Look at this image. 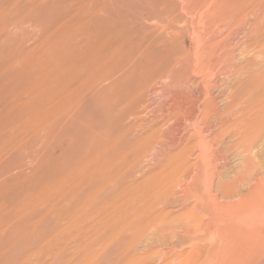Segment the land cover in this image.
Masks as SVG:
<instances>
[{"label": "rangeland", "instance_id": "obj_1", "mask_svg": "<svg viewBox=\"0 0 264 264\" xmlns=\"http://www.w3.org/2000/svg\"><path fill=\"white\" fill-rule=\"evenodd\" d=\"M66 1L43 5L41 18L40 12L31 14L30 8L22 7L27 0H13L21 7L0 0V132L4 131L0 133V264H54L55 239L52 243L46 239L59 228L58 217L65 213L70 217L72 204L82 201L90 190L100 191L93 196L100 207L105 205L101 214L86 218L90 226H96L105 216L104 233L92 235L91 240L103 242L115 216L124 222L120 240H111L103 253L105 259L95 264H178L181 259L185 264H213L214 260H205L211 251L206 255L204 248L215 243L218 250L229 224L223 222L224 230L216 229L214 220L227 217V210L224 213L216 207L217 211L215 202L238 204L241 197L253 201L260 197V208L255 205L258 213L251 211L246 220L259 234L250 239L248 262L264 264V19L255 9L264 0H95L99 11L88 23L93 10L85 5L90 0H72L68 19L53 23L55 28L63 27L53 36L55 41L51 39L54 47L48 34L21 22L30 12L39 25L48 22L50 26L49 21L68 9ZM76 26H80L79 37L81 31L88 33L92 51L73 57L76 63L68 62L85 66L81 71L87 80L76 88L79 102L69 106L66 117L58 116L44 100L33 101L29 105L33 110L16 108V101L26 97L27 86L32 85L35 92L44 87L34 83L41 75L38 70L44 74L46 65L52 67L47 77L56 78L55 60L62 49L61 45L54 50L56 40L64 33L68 38L74 35ZM27 33L30 37L25 40ZM109 53L113 54L110 60ZM104 54L108 55L105 60ZM176 57H181L180 65ZM17 58L42 61L37 64L40 68L36 65L25 71L10 65ZM87 62L91 64L88 69ZM108 72L116 73V85L104 80ZM95 81L109 86L94 88ZM54 89L53 85L51 93ZM62 181L67 191L61 194L57 187L60 194L56 193L54 188ZM76 187L85 188L76 192ZM50 192L55 208L60 201L66 202L62 209L58 207L61 214L46 202L45 209L50 211L43 210ZM228 192L234 193L232 197ZM60 195L75 201L66 199L67 203ZM109 200L118 207L111 202L117 208L106 205ZM154 216H165V227H158L163 221H150ZM199 217L204 228L211 224L212 231L202 228L199 233L198 228L185 234L178 222ZM73 240L68 239L70 245ZM199 242L204 250L200 256Z\"/></svg>", "mask_w": 264, "mask_h": 264}, {"label": "bare ground", "instance_id": "obj_2", "mask_svg": "<svg viewBox=\"0 0 264 264\" xmlns=\"http://www.w3.org/2000/svg\"><path fill=\"white\" fill-rule=\"evenodd\" d=\"M6 1V0H5ZM56 0H27V2L25 3V4H23L22 5V7L23 6H26V7H28V8H30L31 9V14L33 13V12H40L39 14H38V16H40V15H44V13H42V11H43V9L45 8V6H43V5H45V4H50V3H53V2H55ZM60 1H63V2H65V0H60ZM261 1V0H260ZM259 1V2H260ZM24 2V1H23ZM23 2H20V3H23ZM8 3V2H7ZM6 3V4H7ZM15 4V6L16 5H18L19 4V2H17V3H15V2H13V0H11V4ZM71 3H72V0H67L66 1V5H67V8L68 9H66V11L64 12V13H62V14H60V18L58 19V18H56V19H53L52 21H49V23L51 22V24H50V26H49V24H48V22H47V25L46 26H44L45 25V23H43V24H40L39 25V22L38 21H35L34 19H32L31 18V15H29V13H27V15H25L23 18H20L21 19V22L22 23H29L30 25H33V26H36V27H38V29L39 30H41V32L42 33H45V34H48V38L51 40L52 38H53V36H55L56 34H57V30L59 29V28H61L60 26H57L56 28L54 27V25H56L57 23H59L61 20H63L64 18H67L68 19V15L71 13L70 11H69V9L71 8ZM262 3V2H261ZM4 4H5V2H4ZM5 4V5H6ZM87 5H85V6H87V7H89L91 10H93V12L89 15L90 16V18L89 19H87L86 21H85V23H88V22H91L92 20H93V17H95V15H96V13L99 11L98 10V8H97V2L95 1V0H90L88 3H86ZM263 4V3H262ZM262 4H260V6H257L256 4V6H257V8H255V9H257L258 10V12H261V19L263 18L264 19V12L262 13V9H263V6L264 5H262ZM31 5H34L33 7L31 6ZM20 5H18V6H16V7H19ZM253 6V5H252ZM21 7V6H20ZM23 8H25V7H23ZM239 10V9H238ZM247 10V9H246ZM239 11H241V10H239ZM239 11H236L237 13L239 12ZM245 11V10H244ZM243 11V12H244ZM248 11V10H247ZM250 11V10H249ZM236 13V14H237ZM241 13V12H240ZM239 13V15L240 16H242L241 14ZM257 13V12H256ZM255 13V14H256ZM234 14V13H233ZM232 14V15H233ZM236 14H234V15H236ZM244 14V13H243ZM77 14H71L70 15V17L69 18H71V19H73L75 16H76ZM233 15V18H232V16H231V20L232 19H234V16ZM238 14L236 15V17L237 16H239ZM245 15V14H244ZM41 17V16H40ZM85 17V16H84ZM246 17V16H245ZM42 18V17H41ZM83 17L81 16V19H82ZM71 19H69V20H71ZM80 20V19H79ZM238 20V19H237ZM242 20V19H241ZM241 20H240V22H241ZM262 21V20H261ZM82 23L84 22V21H81ZM244 22V21H243ZM247 22V21H246ZM53 23H54V25H53ZM23 25V24H22ZM53 25V26H52ZM69 25V24H68ZM66 26V25H65ZM71 26V25H70ZM257 26V25H256ZM255 26V27H256ZM80 26H76L75 27V29H72V30H74L75 31V34L74 35H70V37L68 38V37H66L65 36V33H64V36L60 39L59 38V36H58V39L56 40V47L54 48V50H56L58 47H60L61 45H62V49L61 50H59V52H60V57L57 59V60H55V61H57V65H55V67H54V69H55V71H56V73H55V75H56V78L55 79H53V80H49V77H47L50 73H51V69H52V67L51 68H46V66H45V70H46V72L43 74V72H40L39 70H38V75L39 74H41V75H37L38 77V81L36 80L35 81V79H34V83L35 82H37L36 83V85L38 84V86H40V85H43L44 87H42V89L41 90H38L37 92H35L33 89L34 88H32V85L29 87V86H27L28 88H29V90L28 91H31L30 89H32L33 91V94H31L32 92H28L27 91V93L25 92L24 94H25V98H21V99H19L18 97V99H19V101L17 102L16 101V108H25V107H27V109H28V107H30L29 105H31V104H33L34 102L33 101H38V100H44V101H47V103H51L50 104V106H52V108L54 109V110H57L58 111V113H59V115L58 116H62V117H66V115H67V111L69 110V106L70 105H72V104H74V103H76V102H79V99H76L77 97H76V88H78V86H79V84L83 81V80H87L86 78H85V76L86 75H84V77H83V74H82V69L85 67V66H82L81 64L79 65L78 63L77 64H75V65H79L78 66V68L74 65L73 66V64L72 65H70L68 62H69V60H74V58L73 57H75L76 55L78 56V54L79 55H81V54H87V51H89V52H91L92 53V51H90L89 49V45L91 44V42H90V39H89V36H88V33L85 35L82 31H81V34H82V36H80L79 37V35H78V30H80V28H79ZM45 28V29H44ZM63 28V27H62ZM72 28H74V27H72ZM5 29V28H4ZM69 29H70V27H69ZM38 30V31H39ZM71 30V29H70ZM69 30V33L71 32ZM77 30V31H76ZM261 30V29H260ZM23 31V30H22ZM64 31H66V30H64ZM60 32H61V30H60ZM60 32H59V34H60ZM62 32H63V29H62ZM68 32V31H67ZM77 32V33H76ZM89 32H91V31H89ZM261 32V31H260ZM24 33H26V32H24ZM73 33V32H72ZM86 33V32H85ZM67 34V33H66ZM78 35V36H77ZM39 36V35H38ZM57 36V35H56ZM69 36V35H68ZM30 37V34L29 33H27V34H25V36H24V38H25V40L26 39H28ZM93 38V37H92ZM263 38V37H262ZM48 39V40H49ZM48 40H46V41H48ZM53 40L55 41V39L53 38ZM53 40H51V41H53ZM93 40H95V39H93ZM54 41H53V43L52 42H50V45H51V43L53 44L52 45V47H54ZM98 44V43H97ZM263 45H264V42L262 43ZM63 45H66L65 47L66 48H64L63 47ZM262 45V46H263ZM49 46V45H48ZM261 46V47H262ZM48 48V47H47ZM87 48V49H86ZM89 48V49H88ZM22 49H24V48H22ZM21 49V50H22ZM263 49V48H262ZM25 50V49H24ZM50 50H51V46H50ZM53 50V49H52ZM53 50V51H54ZM101 51H102V49H100ZM18 50L16 49V50H14V52H15V54L17 55V53H19V51L17 52ZM26 51V50H25ZM25 51H22L23 53L25 52ZM94 51H97V50H95L94 49ZM101 51H99V52H101ZM12 52V51H11ZM21 51H20V54L22 53ZM27 52V51H26ZM61 52H63L62 53V55H61ZM98 52V51H97ZM94 53V52H93ZM25 54V53H24ZM24 54L23 55H20L19 56V58H23L24 57ZM54 54V53H53ZM89 54V53H88ZM96 54V53H95ZM94 54V55H95ZM99 54V53H98ZM101 54V53H100ZM110 54L111 53H109V57H107V59H111L112 57H110ZM42 55V54H41ZM52 55V54H51ZM91 55V54H90ZM106 55L107 54H104V57L102 56H100L101 58H104L103 60H105L106 59ZM93 56V55H92ZM91 56V57H92ZM108 56V55H107ZM111 56H113V54H111ZM18 57V56H17ZM46 57V56H45ZM79 57V56H78ZM95 57H98V55L97 56H95ZM10 58V57H9ZM19 58H17L13 63H11L10 65H14V66H20L21 68H24V70L26 69V68H28V69H30L31 70V68L32 69H36L37 68V64L38 63H40V61H42L41 59H31V60H23V59H19ZM51 58V57H50ZM52 58H54V56H52ZM52 58H51V60H52ZM177 59L175 60V62H176V64H179V62H181L182 60H181V57L180 58H178V57H176ZM11 59H12V57H11ZM98 59V58H97ZM109 59V60H110ZM180 59V60H179ZM49 60V59H48ZM108 60V61H109ZM75 61V63H76V60H74ZM78 61V60H77ZM85 61V60H84ZM94 61V60H93ZM99 61H101V59L99 60ZM12 62V61H11ZM17 62V63H16ZM45 61H43V63H44ZM90 62V61H89ZM102 62V61H101ZM49 63V62H48ZM68 63V64H67ZM83 63V62H82ZM91 63V62H90ZM96 61L94 62V64H93V66L95 65L96 66ZM104 63H107V64H109L108 62H105L104 61ZM112 64H113V61L111 62ZM87 64H89L88 62L86 63V67H87V69L91 66V64L90 65H87ZM103 64V63H102ZM112 64H111V66H112ZM37 65V66H36ZM180 65V64H179ZM40 66V65H39ZM38 66V68H40ZM41 66H42V64H41ZM94 66V67H95ZM109 66H110V64H109ZM7 67V66H6ZM43 67V66H42ZM77 69H76V68ZM105 67V66H104ZM75 68V69H74ZM95 68H97V67H95ZM106 68V67H105ZM179 68V67H178ZM43 69V70H44ZM86 69V70H87ZM110 69H112V67L110 68ZM42 70V71H43ZM84 70V69H83ZM90 70V69H89ZM113 70V69H112ZM112 70H111V72H112ZM26 71V70H25ZM117 71H118V69H117ZM123 71V70H122ZM19 72V71H18ZM27 72H30L29 70H27ZM35 73V72H34ZM34 73H32V74H34ZM85 73V72H84ZM90 73V72H89ZM92 73V72H91ZM94 73V72H93ZM86 74H88L87 72H86ZM115 75H116V73H115ZM115 75H110V73L108 72L107 74H103V78H104V80L106 81V83L107 84H110V85H112V86H114V85H116L117 83H118V78H117V76H115ZM124 75V74H123ZM122 75V76H123ZM17 76V75H16ZM194 76V75H193ZM34 77V76H33ZM32 77V78H33ZM85 78V79H83V78ZM124 77V76H123ZM36 78V79H37ZM179 78V77H178ZM103 81V80H102ZM76 82H78V84L76 85V86H74V84L73 83H76ZM8 83H9V81H8ZM34 85V84H33ZM53 85H54V93H51V89L53 88ZM92 86H94V88H99V89H103L104 87H108L109 85H106V84H101V82L99 81V82H97V81H95L94 82V85H92ZM34 87H36L35 85H34ZM37 89H38V87H36ZM36 88H35V90H36ZM40 88V87H39ZM97 88V89H98ZM90 89H92V87L90 88ZM96 89V90H97ZM93 90V89H92ZM25 91V90H24ZM93 91H95V90H93ZM35 92V93H34ZM180 94V93H179ZM206 95V94H205ZM170 96V95H169ZM24 97V96H23ZM16 98V99H17ZM173 100V99H172ZM215 100V99H214ZM39 101V102H40ZM170 102V101H169ZM45 104V103H44ZM34 105V104H33ZM32 105V106H33ZM35 106H36V104H35ZM47 106V105H46ZM55 106H56V108H55ZM172 106V105H171ZM38 108H39V106H37ZM37 107H35V108H37ZM47 107H49V106H47ZM176 108V107H175ZM182 108V107H181ZM10 109V108H9ZM12 109V108H11ZM30 109H32V107H30ZM46 109V111H47V108H45ZM51 109V108H50ZM53 109H52V111H53ZM161 109V108H160ZM178 109V108H177ZM184 109V108H183ZM33 110V109H32ZM38 110H40V108L38 109ZM162 110V109H161ZM160 110V111H161ZM175 110V109H174ZM10 111V110H9ZM13 111V110H12ZM16 111H19V110H16ZM28 111V110H27ZM49 111V110H48ZM167 111V110H166ZM5 112V111H4ZM31 112H33V111H31ZM7 113V112H6ZM25 113V112H24ZM27 113H30V111L29 112H27ZM41 114L40 115H42L43 116V114H42V111L40 112ZM164 113V112H163ZM11 114V113H10ZM161 113H159V115H160ZM50 115V114H49ZM55 115H57V114H55ZM54 115V116H55ZM41 116V117H42ZM48 116V115H47ZM46 116V117H47ZM51 116V115H50ZM58 116H55V117H58ZM30 117V116H29ZM54 117V118H55ZM159 117V116H158ZM191 117H192V115H191ZM36 119V118H35ZM49 119V118H48ZM24 120V119H23ZM28 120V119H27ZM50 120V119H49ZM48 120V121H49ZM55 120V119H54ZM57 121H59L58 119H56ZM67 120V119H66ZM25 121L26 120H24V123H25ZM37 121V120H36ZM52 121V120H51ZM14 122V121H13ZM31 122V121H30ZM45 122H47V121H45ZM45 122H43V123H45ZM50 122V121H49ZM55 122V121H54ZM192 122V121H191ZM22 123H23V121H22ZM27 123V122H26ZM21 124V123H20ZM36 124H38V123H36ZM48 123H46V125H47ZM25 125V124H24ZM28 125V124H27ZM1 126V125H0ZM8 126V125H7ZM12 126H14V125H12ZM3 127V126H2ZM17 127H18V125H17ZM33 127V126H32ZM7 128V127H6ZM9 128H11V127H9ZM14 128H15V126H14ZM4 129V128H3ZM12 131L14 130V129H11ZM5 131H6V129H5ZM2 132H4V131H1L0 133H2ZM9 132H11V131H8V133ZM34 132V131H33ZM8 133H7V137H9L8 136ZM14 134H16L15 132H14ZM10 136H11V133L9 134ZM12 135H13V133H12ZM16 136V135H15ZM172 135H170V137H171ZM6 137V136H5ZM6 137V138H7ZM14 137V136H13ZM170 137H169V139H170ZM6 138H4V139H6ZM9 138H12V137H9ZM173 138V137H172ZM8 140H10V139H8ZM7 140V141H8ZM171 140V139H170ZM173 140V139H172ZM6 141V140H5ZM164 141V140H163ZM176 141H177V139H176ZM181 141V140H180ZM166 142V141H165ZM175 142V141H174ZM163 143V142H162ZM4 144H6V142H4ZM3 144V145H4ZM8 144H9V142H8ZM8 144L7 145H5V147H7L8 148ZM165 144V143H164ZM168 144V143H167ZM173 144V143H172ZM10 145V144H9ZM11 147V146H10ZM9 147V148H10ZM4 148V147H3ZM2 148V149H3ZM7 148H4V150L5 151H3V152H6L7 151V153H9L8 152V150H7ZM12 148H10V150H11ZM1 150V149H0ZM157 151V150H156ZM91 177V176H90ZM86 178V177H85ZM95 179V178H94ZM96 181V180H95ZM78 182V181H77ZM82 183H83V181H82ZM58 184L59 185H56V187L54 188V191H55V189L58 187V188H60V189H62V191L63 192H60V189H58V193L60 192L61 194L62 193H64V189H66L67 188V186H66V188H65V185H64V182L62 181V183L61 182H58ZM105 184V183H104ZM104 184H102V185H104ZM59 186H64V187H59ZM77 188V190H78V187H76ZM76 188L74 189V191L76 190ZM85 188V187H84ZM84 188H82L83 190H84ZM81 189V190H82ZM70 190V189H69ZM68 190V191H69ZM71 190H73V188L71 189ZM70 190V191H71ZM76 190V192H79V191H81L80 189L77 191ZM65 191H67V189L65 190ZM91 191V192H90ZM90 191H88L87 192V194L86 195H84L85 197H83V200L82 201H80V202H76V205L75 204H72V206L74 205V213L73 212H71V214H72V216H71V214H69L68 212H67V214H69V216L70 217H67V215H66V213H65V215H66V217H65V215L63 216V218H61V215L58 217V221H57V224H58V226H59V228H58V226L56 227V228H58V229H56L57 231L54 233V234H52L51 233V235H53V236H51L48 240L46 239V243H52L53 241V238L55 239L54 240V242H55V244L53 245L54 246V251L52 252L56 257V262L54 263V264H64V263H68V264H95V262L97 263V262H102L104 259H103V253H104V251L106 250V248L110 245V241L111 240H113L112 242H115V241H117V240H120V236L122 235V233H123V231H124V228H123V226L121 225V222H122V220H120V221H118V220H116L117 218H116V216H115V220L114 221H116L115 223H113V224H111V226H110V228H108L109 230L106 232V237H105V239H104V241L103 242H96V241H93V240H91L90 239V237L92 236V235H96V234H101V233H104V229H103V227H102V224H103V219L105 218V216H104V218H102L103 217V215H101V219L102 220H100L101 222H100V224L101 225H97L96 224V226H93V225H89L88 224V222H87V217L88 218H90V219H93V217L95 216V215H92V217H90L91 216V214H93V213H96V212H98V214L100 213L101 214V211H102V206H105V205H102L101 207L99 206V203L96 201V198L94 197L95 195H97V193L99 194H102L100 191L98 192H96L95 190H94V192L95 193H92V191L93 190H90ZM102 191V190H101ZM56 192V191H55ZM56 192V193H57ZM73 192V191H72ZM159 192V191H158ZM51 193H53V192H50V198L49 197H46V198H48L46 201H44V206L46 205V203L48 204V206L47 207H50V209H54L55 207H56V201L54 202V201H51L53 198H54V195L52 194L51 195ZM59 193V194H60ZM160 193H162V191H160ZM163 193H165V192H163ZM92 194V195H91ZM228 194V197H232V195L234 194L233 192H228L227 193ZM70 195H72L73 196V193L72 194H70ZM69 195V196H70ZM94 195V196H93ZM158 195H160V194H158ZM53 196V197H52ZM62 195H60V199L61 198H63L64 197V195L61 197ZM55 197H57V195H55ZM59 197V196H58ZM73 197H75V195L73 196ZM121 197V196H120ZM155 197H158L157 196V193H156V196ZM116 198V197H115ZM259 199H260V197H258ZM256 199L255 201H253L251 198H247V197H241V202H238V204H235V203H233V202H229V203H219V202H215V208L216 207H220V209H222V211L225 213L226 212V210H227V217H225V218H221V219H219V221L217 222V221H215L214 220V223L216 222V224H215V226H216V229L217 230H220V231H222V230H224V224H227V223H229L228 224V226H227V228L224 230V235H223V237L221 238V240H220V244H219V247H218V250H216L215 251V249H216V244L215 243H213V244H211L210 246H209V248L208 247H206V248H204V250H205V253H206V255L208 254V256L205 258V260L206 261H208V262H211V261H213V264H249V259H251V253H250V251H249V248L248 247H250L251 246V244H250V239H251V237L253 236H255V234L257 233V231L258 230H256L255 228L253 229L252 227L250 228L249 226H248V224H247V222H248V217H249V214H250V212L251 213H254L255 215L258 213V208H260V200L259 199ZM64 199V198H63ZM69 201V203L72 201V200H74L72 197H68V198H65L64 200L65 201H67V200ZM69 199H71V200H69ZM45 200V199H44ZM54 200V199H53ZM56 200V199H55ZM114 200V199H113ZM113 200L111 201V200H109V202L108 203H114L113 202ZM47 201H49V203L47 202ZM59 200H58V198H57V202H58ZM68 201H67V203H68ZM75 201V200H74ZM74 201H73V203H74ZM116 201V203H117V199L115 200ZM216 201V200H215ZM46 202V203H45ZM62 202H63V200L62 201H60V205L58 204V206H57V208H55L56 210L58 209L59 210V208L58 207H61V209H62V206H63V204H66V202L65 203H63L62 204ZM97 202V203H96ZM43 203V202H42ZM96 203V204H95ZM102 203H104L105 204V201H103ZM108 203H106V205H113V206H115L114 204H108ZM118 203H120V202H118ZM243 204V205H242ZM259 205L258 206V208H256V206L255 205ZM68 205V204H67ZM66 205V206H67ZM238 205H242V206H238ZM43 206V207H44ZM44 207L43 208V210L45 211L46 209H48L47 207ZM76 206V207H75ZM117 207H118V204L116 205ZM115 206V207H116ZM122 206V205H121ZM121 206H120V204H119V209L122 211V209H123V207H122V209H121ZM244 206V207H243ZM255 206V207H254ZM116 207V208H117ZM46 208V209H45ZM104 208H106V207H104ZM114 208V207H113ZM54 209V210H55ZM119 209H114V211L113 212H116L115 210H118L117 211V216H118V214H119V216L121 215V213L123 212H121L120 213V210ZM218 208H216V210H217ZM137 210H138V208H137ZM241 210H243V212H244V214H243V212L241 211ZM48 211H50V210H46V212L48 213ZM53 211V210H52ZM67 211H69V209H67ZM71 211V210H70ZM69 211V212H70ZM106 211V210H105ZM211 211V210H210ZM218 211V210H217ZM254 211V212H253ZM56 212V211H55ZM58 212V211H57ZM59 212H60V210H59ZM211 212H213V211H211ZM238 212H240L239 214H241V215H239L238 214ZM62 212H60V213H58V214H61ZM131 213V212H130ZM133 213V212H132ZM131 213V214H132ZM140 213V212H139ZM139 213H136L137 215L139 214ZM55 214V213H54ZM134 214V213H133ZM136 214H134V215H136ZM114 216H112V218H110L109 220L110 221H112V219L114 218ZM122 216V215H121ZM120 216V217H121ZM161 216V215H160ZM160 216H159V218H160ZM193 216V215H192ZM214 216V215H213ZM225 216V215H224ZM232 216V217H231ZM248 216V217H247ZM65 217V218H64ZM120 217H118V218H120ZM155 217V216H154ZM156 217H158V215H156ZM151 218V220L150 221H155L156 219H158V222L157 223H159L160 221H163V222H161V223H159L158 224V227H160L159 225H162L161 227H165L163 224H164V221L166 220H164V218H165V216H164V218L163 219H159V218ZM54 218H56V216L54 217ZM109 218V217H108ZM243 218H244V220H243ZM53 219V218H52ZM57 219V218H56ZM82 219H85V220H82ZM121 219V218H120ZM134 219V218H133ZM212 219V218H211ZM216 219V218H215ZM241 219H242V221H241ZM209 220H210V218H209ZM230 220H233V222L231 223L230 222ZM246 220H247V222H246ZM88 221H89V219H88ZM108 221V220H107ZM107 221L105 220V224L104 225H106V228H107ZM109 221V222H110ZM147 221V220H146ZM61 222H63V223H61ZM91 222H93V221H91ZM97 222V221H96ZM181 222H183V221H181ZM202 222H203V220H202V218H196V219H190V220H188L187 222H185V223H180V222H178L179 224H182V229H183V231L185 232V234H192V232H194V231H196L198 228H199V233H200V231H201V229L202 228H204V223L202 224ZM210 222V221H209ZM224 222V224L222 225V223ZM50 223H52L51 221H50ZM53 223H55L56 224V221L55 222H53ZM60 223H61V225H60ZM150 223H152V222H149L148 223V226L149 227H151L149 224ZM211 223V222H210ZM92 224H94V222L92 223ZM122 224H124V222H122ZM156 224V223H155ZM167 224V223H166ZM179 224H177V226H179ZM207 225V227H205L204 228V230H206V231H212L211 230V224H206ZM255 225H257V224H255ZM108 226H109V224H108ZM168 226V225H167ZM166 226V227H167ZM199 226V227H198ZM252 226V225H251ZM126 227V226H125ZM154 228H155V226H154ZM153 228V226H152V228L151 229H153L154 231H156L155 229ZM156 228H157V226H156ZM168 229V228H167ZM167 229H165V230H167ZM152 230V232H154ZM164 230V231H165ZM55 231V230H54ZM160 232V231H159ZM162 232V231H161ZM198 232V231H197ZM164 233V232H163ZM196 233V232H195ZM153 234H155V233H153ZM158 234V233H157ZM209 234H212V233H209ZM258 234V233H257ZM46 235V234H45ZM259 235V234H258ZM49 236V235H48ZM165 236V235H164ZM167 236V235H166ZM53 237V238H52ZM185 237H187L186 235H185ZM72 238L74 239L73 241L74 242H72L73 244H71L70 245V242L68 241V239L70 240H72ZM147 238V237H146ZM189 240V239H188ZM49 241V242H48ZM167 241V240H166ZM194 241V240H193ZM258 241V240H257ZM150 245V244H149ZM41 246V245H40ZM39 246V247H40ZM202 245H201V243L199 242V256L202 254L201 252H203L204 250H203V248L201 247ZM38 247V248H39ZM41 248H44V246L43 247H40V249ZM39 249H36V251H38ZM44 250H45V248H44ZM43 250V251H44ZM45 253H46V251H45ZM39 254H40V251H39ZM38 254V255H39ZM47 254V253H46ZM52 254V255H53ZM42 255H43V253H42ZM45 255V254H44ZM43 255V256H44ZM49 255V254H48ZM53 255V256H54ZM188 257H190V256H188ZM192 257V256H191ZM190 257V258H191ZM189 258V259H190ZM39 259V258H38ZM58 260V261H57ZM136 260V259H135ZM138 260V259H137ZM47 261V260H46ZM49 261V260H48ZM141 261H142V259H141ZM181 262L180 263H178V264H185L186 263V261H185V263L183 262L184 261V259H181L180 260ZM193 261V260H192ZM38 263L39 262H41V261H37ZM43 262V261H42ZM130 262H132V261H130ZM194 263V262H193ZM192 263V264H193ZM259 263V262H258ZM175 264H177V263H175ZM199 264H201V263H199Z\"/></svg>", "mask_w": 264, "mask_h": 264}]
</instances>
